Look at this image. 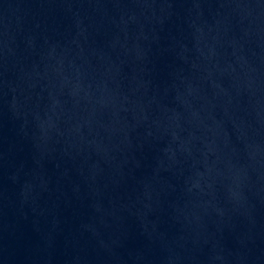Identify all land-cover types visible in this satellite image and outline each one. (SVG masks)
<instances>
[{"label":"water","instance_id":"obj_1","mask_svg":"<svg viewBox=\"0 0 264 264\" xmlns=\"http://www.w3.org/2000/svg\"><path fill=\"white\" fill-rule=\"evenodd\" d=\"M0 264H264V0H0Z\"/></svg>","mask_w":264,"mask_h":264}]
</instances>
